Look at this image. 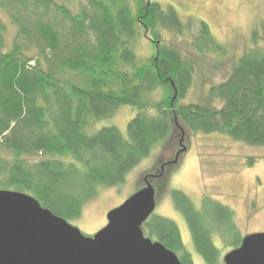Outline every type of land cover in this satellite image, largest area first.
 <instances>
[{"label":"trees","instance_id":"obj_1","mask_svg":"<svg viewBox=\"0 0 264 264\" xmlns=\"http://www.w3.org/2000/svg\"><path fill=\"white\" fill-rule=\"evenodd\" d=\"M84 1L71 10L55 0H0V188L29 193L69 219L99 186L123 182L173 125L264 145V45L257 44L264 42V18L226 76L185 103L200 60L229 52L209 25L184 22L155 0ZM193 21L192 53L163 42L162 31L180 36ZM141 35L153 50L145 58L135 50ZM121 105L136 108L126 134L114 125L86 131ZM170 194L205 264L220 263L215 234L229 249L240 245L232 208L208 196L197 208L183 191ZM142 229L182 264H194L174 220L152 213Z\"/></svg>","mask_w":264,"mask_h":264},{"label":"rangeland","instance_id":"obj_2","mask_svg":"<svg viewBox=\"0 0 264 264\" xmlns=\"http://www.w3.org/2000/svg\"><path fill=\"white\" fill-rule=\"evenodd\" d=\"M55 1L64 3L71 10L85 4L84 0ZM155 1L164 8L172 6L184 22L191 18L204 20L213 37L229 49L226 57L209 54L200 60L192 86L182 100L185 103L198 100L210 80L218 82L226 76L233 60L252 47L251 31L264 18V0ZM192 23L189 32L180 36L162 31L163 42L175 46L182 54L192 53L188 46V41L196 34V23ZM7 25V36L11 38L14 27L8 20ZM257 44L264 45V42L259 41ZM135 50L140 58L153 52L150 41L143 35L139 37ZM160 94L159 88L153 92V97L156 99ZM135 113L136 108L133 106L121 105L114 116L97 121L92 129L87 128L86 131L91 133L102 126L114 125L126 134L127 122ZM248 157L254 158L252 165L247 164ZM146 175H160L151 180L149 178L155 190V208L152 213L177 223L184 246L190 251L194 264L205 263L195 251L186 221L171 199L172 189L186 193L197 208L201 207L205 196L232 208L241 236L264 232V145L245 144L215 132H192L177 125L172 126L166 140L154 145L149 154L127 173L123 182L99 186L97 195L84 203L80 215L67 220L82 233L94 234L107 223V213L111 209L145 184ZM213 240L219 248V264H224L223 257L230 249L218 235L215 234Z\"/></svg>","mask_w":264,"mask_h":264},{"label":"water","instance_id":"obj_3","mask_svg":"<svg viewBox=\"0 0 264 264\" xmlns=\"http://www.w3.org/2000/svg\"><path fill=\"white\" fill-rule=\"evenodd\" d=\"M162 171L163 167L159 174ZM144 183L111 209L107 223L92 235L82 233L31 194L0 188V264H182L174 251L144 235L142 224L155 208L149 175ZM223 261L264 264V232L242 236Z\"/></svg>","mask_w":264,"mask_h":264}]
</instances>
